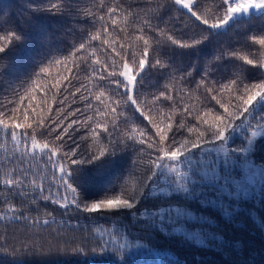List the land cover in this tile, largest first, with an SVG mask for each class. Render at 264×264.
<instances>
[{"label": "trees", "instance_id": "16d2710c", "mask_svg": "<svg viewBox=\"0 0 264 264\" xmlns=\"http://www.w3.org/2000/svg\"><path fill=\"white\" fill-rule=\"evenodd\" d=\"M226 6L0 0V264H264V185L235 198L198 182L174 201L192 220L161 232L151 218L166 205L148 193L160 160L249 112L250 128L264 122L250 104L264 86V15L211 27ZM250 158L264 166V137ZM106 227L126 247L101 242ZM134 241L146 248L124 252Z\"/></svg>", "mask_w": 264, "mask_h": 264}, {"label": "rangeland", "instance_id": "374dc122", "mask_svg": "<svg viewBox=\"0 0 264 264\" xmlns=\"http://www.w3.org/2000/svg\"><path fill=\"white\" fill-rule=\"evenodd\" d=\"M174 3L179 8L189 11L193 0H174ZM225 3L227 5L225 17L211 25L218 30H223L233 19L247 16L250 13L264 15V0H225ZM122 78L127 89L131 91L136 76L126 65L122 69ZM250 104L252 109H257L258 105H264V86ZM250 116L251 113L249 112L235 127L233 124L231 126L229 124V134L222 132L212 144L202 145L199 149L193 146L188 151H178L155 165L153 181L148 193L158 199V202H162V199L166 200L165 206L156 208L151 213V218L155 220L156 226L161 232H164V227L176 220L179 221L181 218L193 219L190 211L177 208L174 201H176V197L194 196V185L198 182L213 189L217 188L219 196L225 195L235 198H247L254 190L264 185V166L253 163L250 158L254 143L257 139L264 137V122L259 126L250 128ZM239 131L248 135L244 137V139L246 138L245 145L240 150L230 151L228 142L233 137H240L242 134ZM31 146L30 150L43 149L36 143L31 144ZM236 171H239L237 177L235 176ZM199 192L196 190L195 193ZM171 230L197 240L193 230L176 226H172ZM97 232H99L101 242L104 241L107 245H110V242L115 246L126 247L127 245L118 241V236L112 234L111 227L103 228ZM144 248H146L145 243L141 242L140 244V242L134 241L133 244L128 245L124 252L134 255ZM147 253L156 255V249L152 248L151 252L143 251L139 256L142 255L141 257H143Z\"/></svg>", "mask_w": 264, "mask_h": 264}]
</instances>
